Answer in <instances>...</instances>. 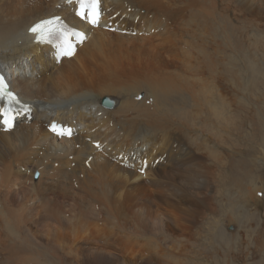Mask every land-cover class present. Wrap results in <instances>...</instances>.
I'll return each mask as SVG.
<instances>
[{
  "label": "bare ground",
  "instance_id": "bare-ground-1",
  "mask_svg": "<svg viewBox=\"0 0 264 264\" xmlns=\"http://www.w3.org/2000/svg\"><path fill=\"white\" fill-rule=\"evenodd\" d=\"M101 4V23L91 29L63 0H0V70L11 77L17 98L33 105L35 116L30 123L20 121L11 129H0V264H36L34 255L45 251L60 261L66 255H86L93 264H113L115 242L107 226H115L123 212L156 222L161 239L180 247L181 241L188 243L193 237L194 218L210 214L212 202H220L228 185L241 187V180L249 175L243 172V159L207 160L200 165L184 144L203 131L190 119L191 112L198 113L195 109L202 106L200 101L216 118L203 127L223 133L224 143L233 127L226 126L227 118L236 120L232 113L224 114L225 107L218 109L225 91L211 61L206 62L204 74L196 71L201 57L196 52L204 50L196 46L198 33L208 24L225 32L230 16L234 23L259 32L264 0H101ZM56 15L72 28L89 32L75 55L59 64L49 48L34 43L29 34L33 24ZM239 38L244 39V33ZM202 55L208 59L207 53ZM251 65L257 72V63ZM143 88L160 99L186 97L189 104L174 106L177 117L169 109L155 112L153 105L150 111L146 100L137 97ZM122 93L113 109L100 105L102 96ZM39 106L43 110L38 115ZM72 120L84 123L79 127ZM50 121L67 123L80 133L60 139L47 131ZM236 127H241L240 122ZM94 143H99L98 149ZM172 144H177L180 164L178 156H169ZM157 151L170 163L164 165L167 169L182 171L158 168ZM241 152L237 148L235 155L240 157ZM126 160L133 168L120 165ZM143 165L144 177L152 178L148 185L165 187L164 196L147 195L137 184ZM136 168L140 170L135 172ZM35 171L36 181L31 178ZM233 192L237 202L230 207L220 204L218 214H226V221L232 222L235 213L240 223L246 209L239 201L241 193ZM211 224L215 228L217 223L207 225ZM145 255L128 258L143 257L138 259L143 261Z\"/></svg>",
  "mask_w": 264,
  "mask_h": 264
},
{
  "label": "rangeland",
  "instance_id": "rangeland-1",
  "mask_svg": "<svg viewBox=\"0 0 264 264\" xmlns=\"http://www.w3.org/2000/svg\"><path fill=\"white\" fill-rule=\"evenodd\" d=\"M69 6L72 7L71 5ZM233 19L232 16L228 18L225 32H221L218 25L208 24L205 30L201 27V31L204 30V32L198 33L197 41L195 40V42L196 46H201L204 50L203 53L201 51L196 52V57L201 56L200 64L196 62V71L204 74L206 62L211 61L213 66L211 68L214 70V74L220 77L221 80L219 79V83L221 82L220 85L224 87L225 91L223 94L225 100L224 102L220 101L223 105L218 104V109L223 106L225 107L224 114L232 113L230 116L236 118L235 123L227 118V127L230 123L235 128L236 124L238 125V122H240L242 128L236 127V129L238 128L236 130L232 127V131L228 135H225L226 143H224L222 140L223 133H214L215 131L212 126H210L212 131L203 127H209V121H215L216 118L213 112L210 111L211 108L207 109L203 106L204 102L199 100L202 106L195 109L196 111L199 110L198 113L191 112L190 119L196 128H200L203 131L195 135V140L191 139L190 142L186 143L188 146L186 144L184 145L186 148L189 147L187 149L194 162L200 165L206 163L207 160L224 162L230 157L233 158L234 163H237V160L243 159L245 160V171L243 172L249 175L244 180H241V187L233 186V184L228 185L224 195L220 196V202L219 199H215L212 202L210 206L212 212L210 214L199 215L194 218L193 237L188 243L181 241L180 243L183 245L180 247L176 243H165L163 238L161 239L163 236L161 235L159 227L156 226V222L145 220L138 213H135V215L123 212L125 215L121 216L115 222V226L110 224L107 226L109 237L115 242V255L112 259L116 261L113 264H123L122 260H126L128 263L134 260L132 261L134 264H264V19L258 21V25L261 23L259 30H262V33L254 29H248V25L244 26L239 21L234 23ZM202 26H205V24ZM232 27L234 29L231 31ZM246 31L249 32V35ZM242 33H244V39L239 38ZM205 53H207L208 57L206 60L203 59L202 55ZM54 62L58 64L55 59ZM253 63H257V72L251 69V64ZM182 85L186 88L188 87L191 91L193 89L195 90L193 85L183 83ZM123 95L125 94H108V96L104 95L102 97H109L118 101ZM137 97L139 101L146 100L144 103L148 108L153 105L155 112L157 110V112L163 110L161 112L162 114L169 109L174 117L178 116L174 106L183 107L182 105H184L186 107L189 104L186 97L182 98L177 94L169 96L167 100L165 98L160 99L161 96H154L147 88L141 89ZM153 103L155 105L157 104V106ZM36 104L38 105V103ZM41 106L37 110L38 115L43 110ZM188 108H191V103ZM150 111H153V109H150ZM192 111L195 112L194 109ZM216 112H219V110ZM30 116V118L25 117L24 120L22 119L20 121L30 123L35 118L34 114ZM51 120L59 121L57 118ZM72 121L79 127L84 123L83 121ZM217 121L220 123L219 118ZM78 133H80L79 130L76 131L75 135L78 136ZM236 143H238L237 146L235 145ZM97 144L99 145V143ZM170 148L172 151L169 156H178L180 164L182 157L179 156L180 154H177V144H172ZM237 148H239L240 152L242 151L240 157L235 155L237 154ZM121 152L123 153V151ZM158 155L159 152L157 151V157L159 158L155 161L157 166L161 165L160 167L171 173L182 171V169L178 168V170L176 168L167 169L164 165L169 166L170 163H165V156H161L160 158ZM132 156H135V153ZM119 157L121 158L122 156L119 155ZM119 163L127 168H133L134 166L133 163L127 160L120 161ZM85 165H87V162ZM150 165L152 163L148 164L147 169ZM180 167H182V164ZM137 169L140 170L136 168L134 171H138ZM145 171L141 172L143 177H140L142 179L137 184L143 185L142 188H144V193L147 195L155 194L156 197L164 196L162 190L165 187H161V189L158 187H150L148 184L151 183L152 178L148 177L146 179L144 176L147 171ZM226 174L228 175V172ZM35 175H37L38 179L37 171L31 177L34 181L37 180L34 179ZM250 189L253 190L251 197L249 193ZM254 189L256 190L254 191ZM234 190L241 193L239 194L241 198L239 201L242 202V206L245 205L246 209L245 216L240 223L236 220L237 215L235 213L231 214L234 219L232 222L226 221V214H218V206L220 204L230 207V204L232 205L237 202L238 196L236 195L237 193L234 194ZM222 200L225 201L223 202ZM97 208L94 206L93 209L95 210ZM210 223H217L216 227L214 228L212 224L207 225ZM166 227L168 229V226ZM128 240L137 244L139 247L132 246ZM211 240L213 241L211 242ZM224 245L226 247L223 248ZM228 248H231V250ZM123 254H127L128 256ZM138 254L148 255L144 256L146 258L143 261H138V259L143 257L128 258L130 257L129 255ZM34 257H38L36 264H93L86 255H66L65 260L60 261L59 257L54 254L51 255L49 251H45L40 254H35Z\"/></svg>",
  "mask_w": 264,
  "mask_h": 264
},
{
  "label": "snow or ice",
  "instance_id": "snow-or-ice-1",
  "mask_svg": "<svg viewBox=\"0 0 264 264\" xmlns=\"http://www.w3.org/2000/svg\"><path fill=\"white\" fill-rule=\"evenodd\" d=\"M100 2V0H87V3L89 6H91L92 8H95L96 5ZM81 6L84 7V2L82 0V3H81ZM81 19L84 20L86 23L90 24L91 26L95 27V26H98L99 23H100V19H99V13L98 12H94L91 16V18H87L86 14L85 13H81ZM53 22L52 21H48L47 22V25H51ZM46 27V25H36L34 27L31 28V32L33 34H37V33H40L42 32V30ZM59 33L57 30H54L52 29L51 27H48V30L46 33H44V38L46 39L47 37L49 36H58ZM77 39H80L82 40L83 37L80 36V37H77ZM65 44H66V47L65 48H62L61 49V56H64V57H70L71 55L74 54V51H73V48H72V45L71 44H68L67 42V38H65ZM0 85H3V79L0 78ZM4 97L3 96H0V100H2ZM12 99H15V97H12ZM2 117H3V114L0 113V120H2ZM3 124L8 126L10 125V121H7V120H4L3 121Z\"/></svg>",
  "mask_w": 264,
  "mask_h": 264
},
{
  "label": "water",
  "instance_id": "water-1",
  "mask_svg": "<svg viewBox=\"0 0 264 264\" xmlns=\"http://www.w3.org/2000/svg\"><path fill=\"white\" fill-rule=\"evenodd\" d=\"M100 105L106 109H113L115 105H117V101L109 97H105L100 100Z\"/></svg>",
  "mask_w": 264,
  "mask_h": 264
}]
</instances>
